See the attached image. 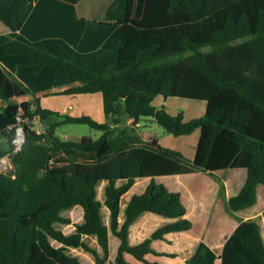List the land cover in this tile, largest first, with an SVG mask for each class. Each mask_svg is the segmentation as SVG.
Masks as SVG:
<instances>
[{
  "label": "trees",
  "instance_id": "obj_1",
  "mask_svg": "<svg viewBox=\"0 0 264 264\" xmlns=\"http://www.w3.org/2000/svg\"><path fill=\"white\" fill-rule=\"evenodd\" d=\"M77 1L0 0V19L13 28L0 33V159L10 153L14 166L0 172V264H83L70 247L107 264L111 231L121 244L110 264H133L126 252L165 264L147 258L153 241L194 224L181 194L156 177L195 172L216 181L240 223L220 255L202 240L183 264L219 257L221 264H264L262 215H237L257 203L264 186V0H145L141 17L134 15L137 0H114L101 21L79 16ZM75 82L59 94L102 92L107 121L43 106L41 91ZM158 95L203 99L207 109L186 121L183 111L156 106ZM143 117L176 136L201 128L194 159L125 124ZM37 118L43 130L35 128ZM67 123H88L102 135L63 138L58 128ZM20 128L25 140L15 150ZM237 168L247 179L228 198L218 172ZM145 177L151 182L130 198L121 221L124 196ZM76 206L84 219L67 234L57 224L72 223L64 212ZM146 211L175 220L132 244L131 226Z\"/></svg>",
  "mask_w": 264,
  "mask_h": 264
},
{
  "label": "crops",
  "instance_id": "obj_2",
  "mask_svg": "<svg viewBox=\"0 0 264 264\" xmlns=\"http://www.w3.org/2000/svg\"><path fill=\"white\" fill-rule=\"evenodd\" d=\"M113 1L114 0H78L75 5L79 16L85 17L87 19H93V20L95 19L101 21V20H106L108 8ZM138 2L139 0L136 1L135 11H134L135 17L142 16L145 0H141L142 3L141 7H137ZM19 31L20 30H18V32ZM11 32H13V28L0 19V33L4 34ZM76 84L77 82L73 84L57 86L41 91L38 95L41 97L43 106L53 110L61 111L63 113H70V114L78 113V115L86 111L84 113H87L88 115L90 113H93L94 117L96 116L97 117L96 119H98V121L104 122V118L106 114L104 110V96L102 92L59 94V92ZM52 96H55L57 98L55 99ZM18 97H23V99L17 100L16 99L17 97H14V100L22 101L24 99L30 98V96H18ZM45 97L48 98L47 99L48 102L46 103L44 100ZM58 98L60 100H58ZM79 101H82V105ZM79 103L81 105V108H78ZM3 104H6V102L0 100V105ZM154 104L158 106L167 105L168 110L172 114L174 115L177 114L175 112L176 111L175 107L171 108L172 104H171V99L169 97L167 98L164 95H158L154 100ZM206 109L204 110V113L206 112ZM195 116L196 115L190 117L188 116L187 119L193 118ZM186 117L187 115L185 114V118ZM143 120H150V118L143 117L137 123L134 121L133 118H130L128 120V124L134 125L136 131L137 129L140 131V128L143 127L144 125ZM143 131L141 130L140 132V134L143 137H145L146 139L153 138L152 134H149L144 129ZM81 138L73 139V140H79ZM164 141L165 140L160 139V142L162 144L164 143ZM196 150L197 148L193 150V152L191 151V154L189 155L194 158L196 155ZM218 175L224 177V181L227 186V196L228 198H230L238 194L242 189V187L244 186L247 179V170L244 168L230 169L226 171H220L218 172ZM166 177H170V178L177 177V178H181L180 180H183L182 177L186 179L189 178L188 186H185L186 187L185 193L182 195V198L185 203L186 201L188 202V204L186 203L188 209L186 216L193 221L194 225L193 228L190 230L169 232L166 234L165 239H155L152 243L155 252L149 253L147 255V258L150 261H159L165 264H183L185 260L194 253L198 244L202 240H205L212 248H214L217 251L218 255H220L226 240L234 232L235 228L240 223V220L238 219V217L232 215L229 212L227 208L226 200L223 197L219 196L216 181L208 173L205 172H195L190 174H180V175H173ZM160 178L162 177H156V180L158 181ZM198 178L203 179L202 185L198 184L197 182H194V179L198 180ZM143 181H146V183L142 188V191L144 192L147 186L149 185V183L151 182V177L139 178L134 185L135 186L140 185ZM183 183L185 182L183 181ZM135 186H133L132 188H134ZM132 188L128 191L129 193L130 191L132 192ZM128 192L126 194H128ZM131 197L127 198V202L130 200ZM127 202L125 204H122V211L123 209L125 210ZM146 212L148 213L144 214L145 213L144 212L143 214H141V216L131 226L130 242L132 244H138L142 242L148 236H150L151 233L154 231L152 230L150 232V230H148L146 232L143 229L139 228L137 234L136 235L133 234L134 226H138V222L140 221V218H142L144 215H147V217L156 216L162 218L164 224L175 220V218L167 217L161 214H158L161 215V217L157 216L153 214L155 212L152 211H146ZM109 215H110V210H109ZM237 215L239 216V218H243V219L253 218L262 215L260 222H261L262 234L264 237V186L263 185H260L258 187L257 203L247 209L237 212ZM143 226L144 223L141 224L139 223L138 227H143ZM198 226H201L203 228L197 229ZM110 239H111V233H110ZM120 244H121V240L112 243V239H111V254L108 264H110L111 261L115 260L112 257V253L113 252L118 253ZM96 247L99 248V245H96ZM126 257L133 264H148L147 262L136 258L133 254L129 252H126ZM215 264H221L220 257L217 259Z\"/></svg>",
  "mask_w": 264,
  "mask_h": 264
},
{
  "label": "rangeland",
  "instance_id": "obj_3",
  "mask_svg": "<svg viewBox=\"0 0 264 264\" xmlns=\"http://www.w3.org/2000/svg\"><path fill=\"white\" fill-rule=\"evenodd\" d=\"M141 6H142V3H141V0H139L137 7H141ZM52 97H54L55 99L57 98L55 96H52ZM169 98L171 99V104L173 105V106L171 105V108L175 107V109H176L175 112L177 114L180 113L181 111H183L184 115L185 114L187 115V117L185 118L186 121H189V120L196 118V117L203 116L205 114L204 110L207 108V101H205L203 99H194V98L177 97V96H173V97H169ZM16 99L21 100V99H23V97H17ZM47 99L48 98L45 97V99H44L45 103L48 102ZM58 100H60V99L58 98ZM55 101H57V100H55ZM79 102L82 105V101H79ZM80 103L78 104V108H81ZM156 106H158V105H156ZM167 108H168V106H167ZM84 112H86V111H84ZM84 112H82L80 115L87 114ZM199 114H201V115H199ZM72 115H78V113H75ZM89 115L95 119L97 118L96 116L94 117L93 113H90ZM193 115H196V116L193 118L187 119L188 116L190 117ZM147 118H150V120H143L144 125H143V127L140 128V131L137 129L138 133H140L141 130L143 131V129H144L149 134H152L153 137H156L159 140L160 139L165 140L163 143V145L165 147H169V148L178 150L181 153H183L187 158L194 159L189 154H191V151L193 152V150H195L197 148V145H198V142L200 139V135H201V128H197L196 130H194L190 134L176 136L172 133L167 132L165 130V128L155 120V118H153V117H147ZM105 121H107L106 115L104 118V122ZM126 123L128 124V121H126L125 124ZM132 126H134V125H132ZM132 126H130V128H132ZM35 128L39 129V130H43V123L39 118H37L35 120ZM58 134L61 135L63 138H67V139H78V138H81L83 135H89V136H92L94 138H99L102 135V131L92 127L88 123H67V124H64L58 128ZM16 138H17V136H16ZM16 138L14 140L15 150L20 148V145H18L16 142ZM13 167L14 166L12 163L11 154L9 153L6 156H4L3 159L0 161V172H9L13 169ZM182 178H183V180H180L181 178H177V177L170 178V177L165 176V177L160 178L158 180V182L165 184L170 190L173 189V191L179 192L181 194V197H182V195L185 193V188H186L185 186H188V181H189V178H187V179L184 177H182ZM144 180H146V179H144ZM183 181L185 183H183ZM194 182H197L198 184L202 185L203 179L202 178H198V180L194 179ZM145 183H146V181H143L140 185H136V186L134 185L135 187L132 188V192L130 191V193L128 192V194H126L124 196L122 204H125L127 202V198L131 197L133 194L143 193L142 188H143ZM105 186H106V182H103L99 186V197L101 199H104ZM129 195H131V196H129ZM186 203L188 204L187 201H186ZM186 203H185V205H186ZM103 213H104L105 222L110 225L111 221H110L109 210L106 206L103 209ZM147 213L148 212H145L144 214H147ZM153 214L161 217V215H158L156 213H153ZM64 215L70 216L72 218V223L57 224V226L60 227L65 233L71 234V233L76 231L75 224L83 221L84 209L82 206H76L71 210L65 211ZM121 218H122V221H124V209L122 211ZM139 223L140 224L144 223V226L138 227ZM163 224L164 223H163L162 218H159L156 216L147 217V215H144L142 218H140V221L138 222V226H134L133 234L136 235L137 232L139 231V228L143 229L146 232L148 230H150V232H151L152 230H155L156 228L162 226ZM202 228L203 227H201V226L197 227V229H202ZM86 239L92 245H95V246L98 245L97 238L95 236H87ZM111 239H112V243L120 240L119 237L116 236L112 231H111ZM111 239H110V243H111ZM53 243L56 246L62 245L61 243H59L57 240H54V239H53ZM68 251L74 255L79 256V258L82 260L83 264H96L93 255L89 252H86L81 247H70L68 249ZM116 254H117V252L112 253L113 259H115Z\"/></svg>",
  "mask_w": 264,
  "mask_h": 264
},
{
  "label": "bare ground",
  "instance_id": "obj_4",
  "mask_svg": "<svg viewBox=\"0 0 264 264\" xmlns=\"http://www.w3.org/2000/svg\"><path fill=\"white\" fill-rule=\"evenodd\" d=\"M16 142L18 145H21V143L23 142V130L22 129H20L17 134Z\"/></svg>",
  "mask_w": 264,
  "mask_h": 264
},
{
  "label": "water",
  "instance_id": "obj_5",
  "mask_svg": "<svg viewBox=\"0 0 264 264\" xmlns=\"http://www.w3.org/2000/svg\"><path fill=\"white\" fill-rule=\"evenodd\" d=\"M20 129H22V128H20ZM20 129H19V130H20ZM22 130H23V129H22ZM18 132H19V131H18ZM24 140H25V132H24V130H23V142H24ZM23 142L21 143L20 148H21ZM2 159H3V158H2ZM2 159H0V161H1Z\"/></svg>",
  "mask_w": 264,
  "mask_h": 264
}]
</instances>
